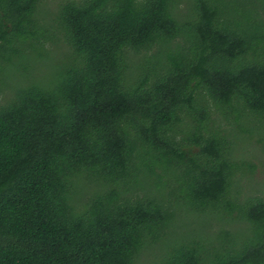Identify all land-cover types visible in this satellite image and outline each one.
Returning <instances> with one entry per match:
<instances>
[{
    "label": "trees",
    "instance_id": "trees-1",
    "mask_svg": "<svg viewBox=\"0 0 264 264\" xmlns=\"http://www.w3.org/2000/svg\"><path fill=\"white\" fill-rule=\"evenodd\" d=\"M253 159L264 0H0V264H264Z\"/></svg>",
    "mask_w": 264,
    "mask_h": 264
},
{
    "label": "rangeland",
    "instance_id": "rangeland-1",
    "mask_svg": "<svg viewBox=\"0 0 264 264\" xmlns=\"http://www.w3.org/2000/svg\"><path fill=\"white\" fill-rule=\"evenodd\" d=\"M32 65H33L32 61H25V62L17 61L8 70V72L6 73V76H7V78L10 81H14L15 78L20 77L19 73H21L22 67L30 66L31 68L35 69L36 66H34V65L32 66ZM18 70H19V73H18ZM41 70H42V72H46L47 71L48 74H49V72H52V69L48 68L47 66L46 67H42V68L39 67L38 72L41 71ZM236 150H237V152L240 151V153H242L244 150H246V148L243 147V146H237ZM252 162L256 166L255 170H254L255 171L254 172V180L250 181V182H247L244 185V187H248L247 189H249V190L256 188L255 190L264 191V159H261V160L253 159ZM83 181H84L83 179H80V180L77 181L78 184L81 187H83V185L85 184V182H83ZM179 214H180V217L182 218V220L178 222L174 232H177V231H180V230H184V229H191V228H193V226L197 227V226H199L200 223H203L205 221L204 219H198L195 216L185 215V213H183L182 211H180ZM210 224H211V226L213 228L217 227L215 222H212ZM177 235L184 236L186 238L190 237L189 235H187L185 233L184 234H176L175 236H177ZM146 258H149V254L148 253H146L143 256H141V259H146Z\"/></svg>",
    "mask_w": 264,
    "mask_h": 264
}]
</instances>
